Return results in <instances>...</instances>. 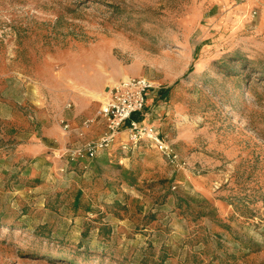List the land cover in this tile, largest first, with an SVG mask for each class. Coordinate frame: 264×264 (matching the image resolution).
<instances>
[{"label": "rangeland", "instance_id": "1", "mask_svg": "<svg viewBox=\"0 0 264 264\" xmlns=\"http://www.w3.org/2000/svg\"><path fill=\"white\" fill-rule=\"evenodd\" d=\"M238 3L0 0V264H264V34ZM126 76L178 161L127 131L68 154L72 80Z\"/></svg>", "mask_w": 264, "mask_h": 264}, {"label": "built area", "instance_id": "2", "mask_svg": "<svg viewBox=\"0 0 264 264\" xmlns=\"http://www.w3.org/2000/svg\"><path fill=\"white\" fill-rule=\"evenodd\" d=\"M152 88V81L145 76H129L113 86L99 111V115L106 119V131L98 139L73 145L68 149V154L78 159L96 156L109 149L119 134L127 131L130 143L138 144L149 140L171 161H178V155L172 145L162 136L159 129L146 119L145 109ZM90 122L91 120H86L85 125ZM64 128L69 130L70 124L65 122ZM124 146L127 147V144Z\"/></svg>", "mask_w": 264, "mask_h": 264}, {"label": "crops", "instance_id": "3", "mask_svg": "<svg viewBox=\"0 0 264 264\" xmlns=\"http://www.w3.org/2000/svg\"><path fill=\"white\" fill-rule=\"evenodd\" d=\"M238 11L242 16L248 17V22L258 33L264 34V0H239ZM72 81L76 88L69 92L73 100V109L66 121L70 128L65 129V134H72L78 142L98 139L107 128L106 119L99 115V111L103 99L109 96L110 90L104 91L103 85L92 87L82 84L79 80ZM86 120H91L89 125H85Z\"/></svg>", "mask_w": 264, "mask_h": 264}, {"label": "bare ground", "instance_id": "4", "mask_svg": "<svg viewBox=\"0 0 264 264\" xmlns=\"http://www.w3.org/2000/svg\"><path fill=\"white\" fill-rule=\"evenodd\" d=\"M127 77V76H126ZM106 98H104L103 100H105Z\"/></svg>", "mask_w": 264, "mask_h": 264}]
</instances>
